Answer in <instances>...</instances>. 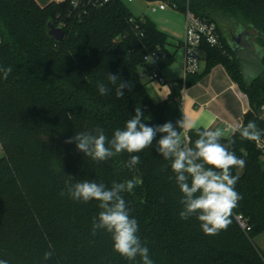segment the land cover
Returning a JSON list of instances; mask_svg holds the SVG:
<instances>
[{
    "label": "trees",
    "instance_id": "16d2710c",
    "mask_svg": "<svg viewBox=\"0 0 264 264\" xmlns=\"http://www.w3.org/2000/svg\"><path fill=\"white\" fill-rule=\"evenodd\" d=\"M146 1L215 23L220 40L219 47H201L204 73L173 82L172 94L159 103L151 99L143 77L154 65L162 70L175 62L167 49L169 37L151 20L134 17L122 0L88 6L81 17L69 16L71 0L44 7L35 0H0V68L12 69L7 79L0 71V259L9 264H140V257L129 261L113 250L110 233L92 234L99 202L74 201L68 175L72 183L87 179L108 188L113 182L140 179L123 196L153 264H264V161L256 141L242 139L239 132L221 138L223 144L234 141L230 150L246 166L235 186L242 199L230 225L218 235L204 234L195 216L180 219L182 193L171 162L156 152L165 134L157 133L152 146L139 153L125 151L99 162L78 151L75 142H65L97 128L110 140L136 107L148 126H175L182 120L183 89L218 65L248 99L243 126L255 121L264 130V73L246 86L230 42L239 31L250 32L264 65V0ZM49 24H64L62 42L50 37ZM109 73L130 84L123 97L108 85ZM98 82L108 85L107 95L99 93ZM183 134L181 129L180 139ZM187 134L194 146L196 129ZM130 155L140 156L134 168L125 166ZM231 171L236 175L239 170ZM7 185L16 190L3 195ZM237 217L249 230L242 229ZM45 251H53L47 262L42 261Z\"/></svg>",
    "mask_w": 264,
    "mask_h": 264
},
{
    "label": "clouds",
    "instance_id": "9594fccd",
    "mask_svg": "<svg viewBox=\"0 0 264 264\" xmlns=\"http://www.w3.org/2000/svg\"><path fill=\"white\" fill-rule=\"evenodd\" d=\"M0 71H3V76L7 79L12 69L0 68ZM107 81L108 85L115 86L118 97H123V89L130 87L118 74L109 73ZM108 85L98 82L97 87L101 95L108 94ZM143 120L141 108L136 107L135 115L126 121L123 129L117 128L110 140L103 129L97 128L94 133L77 132L65 142H75L78 151L99 162L125 151L129 154L139 153L152 146L157 133L165 134L157 141L156 152L171 162L175 183L182 193L180 219L188 220L195 216L206 235H218L222 230H226L231 223L233 209L242 199L235 186L246 166V160L230 150L234 141L221 143L224 133L220 129H196L199 138L195 140L194 146H183L180 130L187 133L195 128L191 120L183 118L176 121L175 126L172 122L148 126ZM232 131L239 132L242 139L250 141L258 142L264 136V130L259 129L255 121H249L246 126L234 127ZM139 163V155H130L125 166L134 168ZM233 168L239 170L236 175L232 174ZM68 176L66 185L74 201L99 202L101 211L92 222V234L95 235L100 230L106 231L111 234L113 250L119 255L129 261H136V258L140 257V264H153L148 247L137 234L138 222L130 216L128 204L123 196V193H131L141 183L140 179L113 182L108 188L103 183L87 179L75 180V183H72L74 178ZM52 258L53 251H45L42 261L47 262ZM0 264L9 262L0 259Z\"/></svg>",
    "mask_w": 264,
    "mask_h": 264
},
{
    "label": "crops",
    "instance_id": "0c3cea01",
    "mask_svg": "<svg viewBox=\"0 0 264 264\" xmlns=\"http://www.w3.org/2000/svg\"><path fill=\"white\" fill-rule=\"evenodd\" d=\"M35 1L38 3V5L44 7L50 3H62L65 0ZM143 1L146 2V0ZM128 2H133V0H128ZM155 25L160 31L168 35L169 39L171 38L172 34L169 32V30L161 29L157 26V24ZM184 36L185 24L182 36L178 38V49L182 50L180 56H177L179 50L176 49L175 46H173L175 48L174 50L169 47L170 45L167 47L168 51L175 55V62L174 65H170L162 69L161 71L166 79L170 82L186 80V76L183 73ZM200 54L202 57H204V65H201V68L198 72L199 76L204 73L206 65L205 54L202 50H200ZM178 59L180 65L179 67H176L175 63ZM150 66L153 67V65L151 64ZM176 68L179 69V72H177ZM143 80L147 84V91L151 99L155 103L166 100L172 94V89L170 87H162L154 82L149 81L148 75H145V77H143ZM180 106L182 119L187 118L188 120H191L195 125V128L191 130L220 129L224 133V136L222 138H229L233 134L231 132L225 131L223 121L235 124L243 119L244 115L250 109L246 95L240 91L238 86L231 80L230 76L221 65L214 67L208 74L202 76L199 81L192 83L188 87H185L183 89ZM3 155V149L0 144V158H2ZM262 243H264V239H262Z\"/></svg>",
    "mask_w": 264,
    "mask_h": 264
},
{
    "label": "built area",
    "instance_id": "2783aa9c",
    "mask_svg": "<svg viewBox=\"0 0 264 264\" xmlns=\"http://www.w3.org/2000/svg\"><path fill=\"white\" fill-rule=\"evenodd\" d=\"M110 0H71L72 10L69 13V16L74 15L81 17L86 14V8L92 6L94 8H100L103 5L107 4ZM131 1V0H130ZM151 11H165L169 6L163 2H153L151 3ZM185 18V36L183 40V49H184V73L187 77L188 75H194L199 72L201 68V54L200 50L203 43L208 44L210 47H219L220 40L217 32V26L215 23L195 17L190 11L184 13ZM64 24L58 25L57 28L63 29ZM151 61V57L149 58ZM154 65V64H153ZM149 81L154 82L162 87H174V83L166 79L162 74V71L154 65V70H152L148 75ZM223 126L225 131L231 132L234 127L243 126V119L237 123H229L223 121ZM236 133V132H235ZM182 145L189 146L190 139L187 133L182 135ZM256 146L261 152V158L264 161V137L260 141H256ZM239 225L244 230H249L247 225L237 217Z\"/></svg>",
    "mask_w": 264,
    "mask_h": 264
},
{
    "label": "water",
    "instance_id": "95a60500",
    "mask_svg": "<svg viewBox=\"0 0 264 264\" xmlns=\"http://www.w3.org/2000/svg\"><path fill=\"white\" fill-rule=\"evenodd\" d=\"M49 35L56 42L64 40L66 34L63 29L49 24ZM233 53L239 64L241 74L246 86H250L264 73L263 52L255 45L251 33L241 30L230 39Z\"/></svg>",
    "mask_w": 264,
    "mask_h": 264
},
{
    "label": "rangeland",
    "instance_id": "374dc122",
    "mask_svg": "<svg viewBox=\"0 0 264 264\" xmlns=\"http://www.w3.org/2000/svg\"><path fill=\"white\" fill-rule=\"evenodd\" d=\"M122 1L127 6V8L134 17L147 18L152 22H154L155 24H157L159 28L164 30H169V32L172 34V36L170 35L171 38L169 39V45H170L169 47H171V49L173 50L175 49L173 46H175L176 49L179 48L178 38H180V36H182V33L184 32V24H185L184 15H182L181 13L175 11L170 7H168L165 11L152 12L150 7L151 3L147 1L144 2L143 0H133V2H128V0H122ZM178 50L179 52L177 53V56H180L182 50L181 49ZM172 65H174V63ZM179 65L180 64L178 59L177 62L175 63V66L179 67ZM201 65L202 66L204 65V57L202 56H201ZM176 69L177 72H179V69L178 68ZM15 190H16L15 187L11 185H7L4 188H2L1 192L3 195H8L10 193L15 192ZM261 245L262 247H264V243H262V241H261Z\"/></svg>",
    "mask_w": 264,
    "mask_h": 264
},
{
    "label": "flooded vegetation",
    "instance_id": "af4514ba",
    "mask_svg": "<svg viewBox=\"0 0 264 264\" xmlns=\"http://www.w3.org/2000/svg\"><path fill=\"white\" fill-rule=\"evenodd\" d=\"M253 39V38H252ZM254 41V40H253ZM255 43V42H254ZM255 45L257 46V44L255 43Z\"/></svg>",
    "mask_w": 264,
    "mask_h": 264
}]
</instances>
